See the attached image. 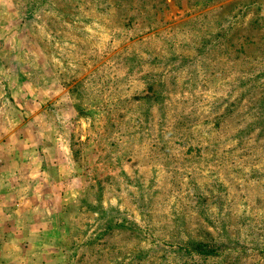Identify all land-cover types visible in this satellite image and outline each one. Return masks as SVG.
Segmentation results:
<instances>
[{
	"label": "rangeland",
	"instance_id": "obj_1",
	"mask_svg": "<svg viewBox=\"0 0 264 264\" xmlns=\"http://www.w3.org/2000/svg\"><path fill=\"white\" fill-rule=\"evenodd\" d=\"M10 148L58 227L0 264H264V0H0Z\"/></svg>",
	"mask_w": 264,
	"mask_h": 264
},
{
	"label": "crops",
	"instance_id": "obj_2",
	"mask_svg": "<svg viewBox=\"0 0 264 264\" xmlns=\"http://www.w3.org/2000/svg\"><path fill=\"white\" fill-rule=\"evenodd\" d=\"M7 128L8 131L11 130L9 126ZM13 129L17 128L13 127ZM1 141L2 146H10L12 140L4 137L1 138ZM18 143L24 144L25 141L17 139L13 144L17 145ZM8 151H13L9 158L3 155L0 157V245L7 244V246H10L11 243H14L17 246L24 244L32 247L35 242L41 241L34 238L33 232L38 231L39 236L43 237L45 233L48 234L52 229L58 227V223L50 219L45 209H39L42 216L38 220L32 219L34 215L31 216L32 210L28 209L32 197L29 196L31 193H26L25 188H27V185L32 187L37 183L42 188L43 183L48 180V176L45 171H40L38 172V179L37 177L34 178L31 172L20 169L23 164L25 166L30 163L27 160L28 157L18 156L16 148L13 150L10 148ZM10 161L17 168L8 169ZM44 243L46 244V242Z\"/></svg>",
	"mask_w": 264,
	"mask_h": 264
}]
</instances>
